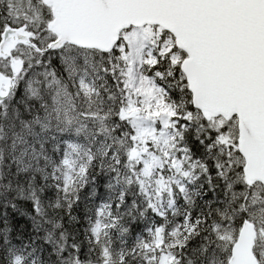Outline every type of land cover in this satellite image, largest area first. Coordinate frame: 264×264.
I'll use <instances>...</instances> for the list:
<instances>
[{"label": "snow or ice", "instance_id": "snow-or-ice-1", "mask_svg": "<svg viewBox=\"0 0 264 264\" xmlns=\"http://www.w3.org/2000/svg\"><path fill=\"white\" fill-rule=\"evenodd\" d=\"M0 264H264V0H0Z\"/></svg>", "mask_w": 264, "mask_h": 264}]
</instances>
